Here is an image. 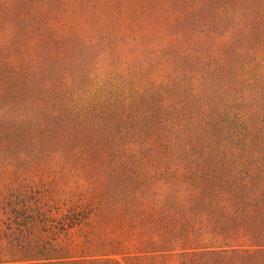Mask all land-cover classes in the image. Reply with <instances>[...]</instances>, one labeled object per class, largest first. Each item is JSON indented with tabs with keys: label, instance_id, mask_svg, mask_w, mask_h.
Masks as SVG:
<instances>
[{
	"label": "rangeland",
	"instance_id": "obj_1",
	"mask_svg": "<svg viewBox=\"0 0 264 264\" xmlns=\"http://www.w3.org/2000/svg\"><path fill=\"white\" fill-rule=\"evenodd\" d=\"M107 263L264 264V0H0V264Z\"/></svg>",
	"mask_w": 264,
	"mask_h": 264
},
{
	"label": "trees",
	"instance_id": "obj_2",
	"mask_svg": "<svg viewBox=\"0 0 264 264\" xmlns=\"http://www.w3.org/2000/svg\"><path fill=\"white\" fill-rule=\"evenodd\" d=\"M42 249H43V250L47 249V248H46V245H44V246L42 245ZM43 250H39V251H40V256H42V254H46V255H48L47 252H46V251H43ZM43 252H44V253H43ZM45 259H47V258H45ZM110 261H111V260H110ZM111 262H113V261H111ZM107 264H110V263H107Z\"/></svg>",
	"mask_w": 264,
	"mask_h": 264
}]
</instances>
